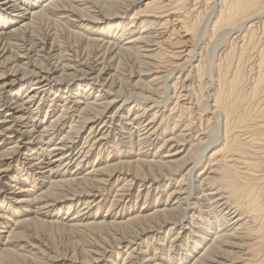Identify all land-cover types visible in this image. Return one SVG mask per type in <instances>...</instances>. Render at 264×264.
I'll return each mask as SVG.
<instances>
[{"label": "bare ground", "instance_id": "1", "mask_svg": "<svg viewBox=\"0 0 264 264\" xmlns=\"http://www.w3.org/2000/svg\"><path fill=\"white\" fill-rule=\"evenodd\" d=\"M260 25L264 0H0V264H264Z\"/></svg>", "mask_w": 264, "mask_h": 264}, {"label": "rangeland", "instance_id": "2", "mask_svg": "<svg viewBox=\"0 0 264 264\" xmlns=\"http://www.w3.org/2000/svg\"><path fill=\"white\" fill-rule=\"evenodd\" d=\"M194 1H195V0H194ZM261 27H262V26L260 25V27L257 28V29L259 30V31L257 30V32H258V34H260V36H263L264 30H263V27H262V28H261ZM47 29H49V30H47ZM260 29H262V30H260ZM44 30H45V31H44ZM46 30H47V31H46ZM51 30H52V29H51V27H49V26H45L44 29H43L44 33L50 32ZM43 31H42V32H43ZM260 31H261V33H260ZM207 40H208V41L210 40L209 37H207L206 40L200 41V42L198 43L199 46H197V47H198V52H199V54L201 53V50H200V49H202L203 47H205V44L208 43ZM66 41H67V43L69 42L70 44H74V43H73V42H74L73 40H70V41H69L68 39H66L65 42H66ZM71 42H72V43H71ZM198 44H197V45H198ZM190 45H191V44H190ZM224 46H225V45H224ZM224 46L221 45V47H220V49H219V51H220L221 53H223L224 50H226V48H227V46H225V47H224ZM201 47H202V48H201ZM80 51L82 52L83 50L80 49ZM217 51H218V50H217ZM198 52H197V53H198ZM252 55H253V59H251V63H255L256 60H257V59H256V58H257V54H256V52H255V53L252 54ZM254 57H255V59H254ZM132 61H134V64H135V65L133 64ZM254 61H255V62H254ZM128 62H129V63H128ZM125 63H126V64H125ZM127 63H128V64H127ZM124 64H125L124 67L127 66V69H128V70H127L128 72H127V71H126V67L124 68V69H125V74H126V76H128V74L131 73L130 71L133 70L132 73L130 74V76H131V77L134 76V75H135V76L132 78L131 81H135V82L138 81V77H137L138 75H136V74H137V72H139V70H140V69H139V67H140L139 63L137 64L136 60H134V59H130V60L128 59L127 62L124 61ZM130 64H132V65H130ZM136 65H137V66H136ZM131 68H132V69H131ZM136 68L139 69V70H137ZM134 69H135V70H134ZM113 72L116 73L115 71H111L110 73H111V74H114ZM134 72H135L136 74H133ZM130 76H129V77H130ZM179 76H180L179 73H177V72L174 73L173 77L169 80V82H167V87L170 88V85H171V86L173 85V80H174V78H178ZM167 87H166V88H167ZM130 89H131V88H130ZM101 90H102V89H101ZM168 91H169V92H168ZM182 91H183V90H182ZM164 93H165V94H164ZM174 93H175V92H174L172 89H171V90L168 89V90H166V91H163V90H162L160 94H159V93H156L155 98H156V100L158 99L157 101L161 102V105H164L162 102H166V101H167L166 104H172L173 100H172V102H170V103L168 102V100L170 101L171 98H169V96H170V97H173V96H174ZM123 94H124V96H127V95H125V92H124ZM126 94H128V93H126ZM158 94H159V95H158ZM163 94H164V95H163ZM184 94H186V93H184ZM160 95H161L162 98H163V97H164V98L162 99V98L160 97ZM124 96L122 97L123 99L121 98V100H119V102H120L119 105H122L123 100H125V97H124ZM128 96H129V95H128ZM157 96H159V97H157ZM165 96H166V97H165ZM168 98H169V99H168ZM160 100H162V101H160ZM174 102H175V101H174ZM134 103H135L134 100H128L129 107H130V105L133 106L132 104H134ZM46 107H47V108H46ZM170 107H171V108L174 107V103H173L172 105H170ZM47 110H48V104L45 105V106L43 107V110L41 111V116L45 117V116H46L45 114H46V111H47ZM67 131H69V130H68V126H67V129L63 131V133H64V132H67ZM88 133H89L88 131H85V132H84L85 135L83 134V137H84V138L87 137V136H88ZM62 135H64V134L59 135V136L57 137V139H59V138L62 139ZM194 135L197 136L198 134L194 132ZM82 144H83V143H82ZM94 156H95V157H94ZM93 157L96 158V155H93ZM94 158H93V160H94ZM75 166H76V165H75ZM75 168H76V167H75ZM73 169H74V167H73ZM73 169H72V170H73ZM200 172H201V171H199V172L195 175V180L198 179L197 176H198V174H200ZM138 190H139V188H138V186H137V187L135 188V191H134L135 194L137 193L136 191H138ZM145 190H146V188H143V192H145ZM11 192H12V191H9V194H11ZM145 194H146V192H145ZM111 200H112V199H111ZM143 202H144V201H143ZM143 202H142L141 204H143ZM140 208H141V206L138 207V209H140ZM73 236H74V237H73ZM77 237H78V235H72V237H71V236H63V239H62V237H61V239L58 240L59 242L61 241L60 243L58 242V243L60 244V245L58 244V248H59V250H61V252H63V250H64V252H65V251H68V250L70 251V250L74 247V244H75V243H76L75 246H78V243H77V242H79V241H78V240H79V239H78L79 237H78V238H77ZM66 238H67L68 240H67ZM70 238H71V239H70ZM76 238H77V239H76ZM65 239H66V240H65ZM73 239H74V240L76 239L77 241L75 240V242H73ZM70 240H71V241H70ZM63 241H64L65 243H64ZM67 241H68V243H67ZM69 241L71 242V244H70ZM62 243H63V244H62ZM72 243H73V245H72ZM61 245H62V246H61ZM72 246H73V247H72ZM60 248H61V249H60ZM65 248H66L67 250H65ZM68 248H69V249H68ZM123 248H124V247H122V249H123Z\"/></svg>", "mask_w": 264, "mask_h": 264}]
</instances>
